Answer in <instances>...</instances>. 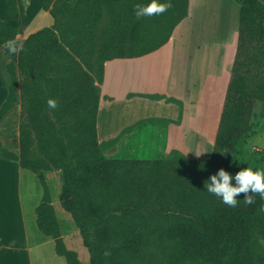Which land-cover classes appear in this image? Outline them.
<instances>
[{
  "label": "trees",
  "instance_id": "16d2710c",
  "mask_svg": "<svg viewBox=\"0 0 264 264\" xmlns=\"http://www.w3.org/2000/svg\"><path fill=\"white\" fill-rule=\"evenodd\" d=\"M38 1L52 23L30 33L15 55L5 47L19 27L15 0H7L0 20V47L11 59L0 122L16 104L22 111L18 153L0 141V158L36 175L42 195L35 222L53 240L55 253L66 264H80L76 252L65 246L50 204L44 172L52 169L60 172L59 203L79 231L89 264H264V247L254 231L264 226L259 211L264 201L255 194V203L245 205L246 194L240 192L237 206L229 207L205 190L206 180L218 170L230 175L240 170V140L250 130L254 102H264V0H233L239 6L236 52L210 157L186 159L171 149L152 160L103 156L125 128L98 141L100 88L91 75L92 60L102 56L97 66L101 83L104 61L157 50L186 17L188 0H167L166 12L140 18L133 6L147 0ZM105 18L108 25H102ZM132 96L175 103L178 118L161 121L179 122V99L126 94ZM49 98L57 101L56 109L48 107ZM247 194L253 195L251 190Z\"/></svg>",
  "mask_w": 264,
  "mask_h": 264
},
{
  "label": "crops",
  "instance_id": "0c3cea01",
  "mask_svg": "<svg viewBox=\"0 0 264 264\" xmlns=\"http://www.w3.org/2000/svg\"><path fill=\"white\" fill-rule=\"evenodd\" d=\"M34 1L36 2V10L31 9V4ZM34 1L15 0L18 8L19 27L13 41L18 44L30 33L52 23V17L48 10L42 9L38 0ZM190 4L191 0H188L186 17L176 25L168 41L157 50L140 57L113 58L104 61L102 80L99 84L100 98L96 119L98 141L101 142V139L107 134H112L111 137L117 135L121 130L140 119L154 118V122L145 123L147 124L146 127L150 129L156 127L151 131L149 139H162L157 148V154L166 155L171 149H178L184 154L197 156L201 151L200 146L197 147V144H200V140L205 139L206 135H209L210 130H217L233 61L230 56L228 57V48L225 47L223 49L220 43L210 54L208 68L200 70L198 76L195 75L194 68L191 66L193 54L192 56L190 55L192 52L190 51V44L194 43L192 39L193 31L188 26L189 21L192 20ZM6 6L7 0H0V20L4 19ZM220 40L225 42V37L223 39L219 38ZM227 41L229 43L230 38ZM163 49H166L164 54L165 62L156 68L155 83L157 87L144 89L138 82L142 79L140 76L146 75L145 70L140 67V69L131 70L129 67L135 61L147 59ZM129 92L158 93L166 97L179 99L182 104L179 122L161 121V119L176 120L178 118L179 107L175 103L165 102L162 99L151 100L140 96L127 98L126 94ZM6 94L7 89L0 71V106ZM118 101L123 103L122 108L120 110L119 108L112 109ZM109 106H112V108H109ZM137 106H149L152 109H146L138 113L136 110ZM102 110L105 114V121L101 133L100 112ZM132 131L133 129L131 128L128 132L123 133L120 139L124 138L128 133L132 134ZM136 138L140 140L137 145L138 148L135 149L136 158H150L147 151L151 149V144L146 145L140 139L142 134L136 137L133 136L134 140ZM151 150V154H153L154 150ZM12 152L17 154L18 150L17 152ZM6 163H10L15 169V179L19 190L18 206L21 226L19 231L16 230L14 232L0 227V264H53L52 262L47 263L44 259L46 252L52 260L58 257L60 259L62 256L55 253L54 242L50 237L43 235L39 230L41 236H38L33 228V221L36 219L35 207L40 202L42 191L41 193L37 191L33 194L24 190V186L26 187L29 182L24 173L29 170L21 168L17 161L0 158V168L9 165ZM30 211H32L31 216ZM61 235L64 240V234L62 233ZM36 240H39V242L37 243ZM11 254L13 257L9 258ZM61 263L65 264L64 262Z\"/></svg>",
  "mask_w": 264,
  "mask_h": 264
},
{
  "label": "rangeland",
  "instance_id": "374dc122",
  "mask_svg": "<svg viewBox=\"0 0 264 264\" xmlns=\"http://www.w3.org/2000/svg\"><path fill=\"white\" fill-rule=\"evenodd\" d=\"M34 1V0H33ZM199 1V3H198ZM191 0V18L188 26L193 31L192 39L194 43L190 44L191 56L193 54L192 68H194V73L198 76V73L202 69L208 68V59L211 52L216 49V46H219L220 43L223 46V49L228 48V57H231L233 61L236 52V42H237V18H238V5L232 0ZM198 3V4H196ZM36 2L34 1L31 4V9L36 10ZM118 8V6H116ZM109 20L105 18L102 20V25H108ZM141 36H146L142 31L140 32ZM148 37V34H147ZM224 41H219V38ZM230 41L228 43V39ZM228 43V44H227ZM216 47V48H215ZM224 51V50H223ZM166 49L158 51L156 54L151 55L147 59H142L140 61H135L131 64L129 69L134 70L139 67L145 70L146 75L140 80L139 85H142L144 89H153L156 88L155 76L156 68L161 66L164 62V54ZM226 53V52H225ZM112 54V53H109ZM102 56L97 54L93 57L92 63L94 69L91 72V75L94 79V82L99 86L100 83L97 82L98 73L97 66L102 63ZM160 60V61H159ZM11 59L3 54V48L0 47V71L3 75L4 82L9 80V73L7 71V64L10 63ZM159 61V62H157ZM232 65V64H231ZM145 66V67H142ZM133 67V68H132ZM139 68V69H140ZM100 88V87H99ZM113 106V105H112ZM109 106V108H112ZM123 103L118 101L112 109L122 108ZM108 108V107H107ZM146 109H152L149 106H137L136 110L138 113ZM19 104H16L11 112L0 122V141L1 145L11 151L18 150L17 148V137H18V125L22 120V113ZM105 114L103 110L100 112V132L102 133L103 124L105 121ZM149 121H140L126 127L123 132L119 135L115 144L111 147L106 148L103 151V156L107 159H135L137 145L140 143V140L136 138L133 139V136H138L142 134L140 138L146 145L151 144V149L148 150L147 154L150 158H142L143 160H152L164 158L166 155L157 154L159 144L162 142L161 138L159 140L149 139L151 131L156 128L146 127V123ZM250 130L243 139L240 140V145L242 148V156L240 160V169L252 166L254 168L264 169V102L255 101L253 105L252 115L249 120ZM218 125V124H217ZM133 129L132 134L128 133L124 138L120 139V136L128 132L130 129ZM138 134V135H137ZM211 134V135H210ZM112 134H107L102 140H106L111 137ZM213 135V136H212ZM216 136V129L214 131L210 130L209 135H206L205 139L200 140V144H197V147L200 146V153L197 156L187 155L180 151L186 159H206L210 157L214 140ZM193 143V142H192ZM191 143V145H193ZM154 145V147H153ZM152 155V156H150ZM4 168H0V227L7 228L10 232L20 230V213H19V201H18V185L15 179V169L10 163H6ZM26 179H28V184L24 190H27L33 194L37 191L41 193V187L38 183V180L35 174L31 171H25ZM46 182L49 187L50 192V201L54 209L55 215L57 217L61 234H64V244L70 249H73L77 253V258L80 261V264H89V254L87 249L83 246L81 241V236L79 231L74 224V221L69 213H67L59 203V193L61 188L60 172L57 170H48L44 172ZM23 182H25L23 180ZM35 196V195H34ZM36 198V197H34ZM32 211H30V216ZM27 216V214H26ZM34 230L38 236H41L36 225L33 221ZM257 237L259 238L260 243L264 247V226L257 227L254 229ZM63 239V237H62ZM38 243L39 240H36ZM44 259L47 263L52 262L53 264H62L65 262V259L60 257L52 260L49 258L48 253L44 254ZM12 254L9 255V258H12ZM61 260V261H60ZM45 261V262H46Z\"/></svg>",
  "mask_w": 264,
  "mask_h": 264
},
{
  "label": "clouds",
  "instance_id": "9594fccd",
  "mask_svg": "<svg viewBox=\"0 0 264 264\" xmlns=\"http://www.w3.org/2000/svg\"><path fill=\"white\" fill-rule=\"evenodd\" d=\"M170 6L167 0H147L145 3L135 4L133 6V14L136 18L151 17L166 12ZM5 47L11 55H15L23 50L22 44H18L12 40L8 41ZM47 105L50 109H56L57 101L54 98H49ZM230 180H235V185L231 184ZM205 190L219 197L221 202L229 207L237 206L238 199H236V196L240 192L246 194L243 200L245 205L255 203V194H258L260 200L264 201V169L247 166L241 168L234 175H230L223 169H220L206 180ZM249 190H251L253 195L247 194ZM259 211L264 213V204H261Z\"/></svg>",
  "mask_w": 264,
  "mask_h": 264
}]
</instances>
